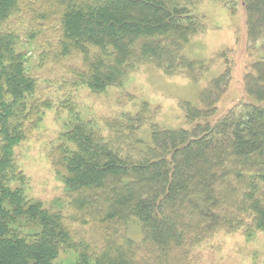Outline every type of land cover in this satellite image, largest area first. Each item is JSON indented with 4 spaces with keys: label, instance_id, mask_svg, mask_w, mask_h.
I'll return each instance as SVG.
<instances>
[{
    "label": "trees",
    "instance_id": "obj_1",
    "mask_svg": "<svg viewBox=\"0 0 264 264\" xmlns=\"http://www.w3.org/2000/svg\"><path fill=\"white\" fill-rule=\"evenodd\" d=\"M242 5L246 51H259L244 90L262 104L264 0ZM195 6L193 0H0V264H57L70 251L76 260L60 264H188L190 249L218 232L250 238L264 231V108L240 104L206 121L229 90L227 70L201 93L202 108L184 102L191 129L154 125L149 144L135 136L146 125L143 112L120 129L113 125L108 140L81 118L67 124L68 146L56 150L53 166L78 216L46 209L24 193L15 151L37 130L50 101L27 75L14 20L26 14L33 35L57 39L46 50L69 64L75 87L104 93L145 65L200 81L208 71L203 61L182 57L202 29ZM133 221L142 227L140 244L126 233ZM75 223L89 224L92 235Z\"/></svg>",
    "mask_w": 264,
    "mask_h": 264
},
{
    "label": "rangeland",
    "instance_id": "obj_2",
    "mask_svg": "<svg viewBox=\"0 0 264 264\" xmlns=\"http://www.w3.org/2000/svg\"><path fill=\"white\" fill-rule=\"evenodd\" d=\"M193 2L196 5L193 15L198 18L196 21L202 29L184 47L182 57L203 61L208 71L202 79L194 82L183 74L168 75L153 65H145L128 76L120 87L110 88L104 93L93 92L84 86L75 87L72 76L67 74L69 64L62 63L55 53L49 55L46 50L47 41L56 45L57 39L53 35H33L26 14L14 20L17 51L26 58L27 75L37 81L41 95L50 101V108L44 112L37 130L15 151V160L26 177L24 193L28 200L49 210L63 209V212L78 216L76 210L70 209L66 186L56 166H53L56 150L63 145L68 146L63 139L68 131L67 124L74 125L76 117L93 123L102 137L108 140L113 133V125L117 124L120 129L143 112L146 125L135 136L149 144L154 125L164 130L191 129L183 109L184 102L202 108L199 103L201 93L226 70L231 71L232 77L229 90L218 102L214 117L206 121L213 124L240 104L264 108V103L259 104L247 97L244 90L245 75L258 60L259 51L257 47L256 50L253 48L254 51H246V18L242 0ZM77 63L74 61L72 64ZM74 226L92 235L89 224V228L81 227V223ZM126 233L140 244L142 227L138 222H131ZM76 257L77 254L70 251L62 254L57 264L75 261ZM188 262L264 264V231L255 232L250 238L244 235V231L235 234L218 232L210 240L192 247Z\"/></svg>",
    "mask_w": 264,
    "mask_h": 264
}]
</instances>
